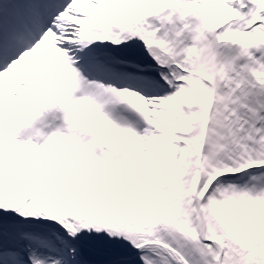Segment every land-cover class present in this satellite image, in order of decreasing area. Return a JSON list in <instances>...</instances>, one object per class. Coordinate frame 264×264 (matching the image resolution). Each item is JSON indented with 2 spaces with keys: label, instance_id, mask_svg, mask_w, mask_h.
<instances>
[{
  "label": "snow or ice",
  "instance_id": "1",
  "mask_svg": "<svg viewBox=\"0 0 264 264\" xmlns=\"http://www.w3.org/2000/svg\"><path fill=\"white\" fill-rule=\"evenodd\" d=\"M0 264H264V0H0Z\"/></svg>",
  "mask_w": 264,
  "mask_h": 264
}]
</instances>
